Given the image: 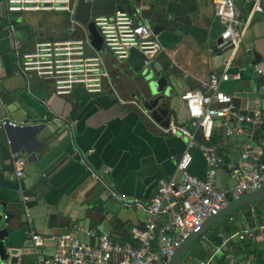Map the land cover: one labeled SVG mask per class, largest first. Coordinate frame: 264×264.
<instances>
[{"label": "crops", "instance_id": "0c3cea01", "mask_svg": "<svg viewBox=\"0 0 264 264\" xmlns=\"http://www.w3.org/2000/svg\"><path fill=\"white\" fill-rule=\"evenodd\" d=\"M255 1L234 0L243 39L229 71H238L239 78L219 84L222 91L239 98L237 110L251 111L256 105L264 109V92L258 90L264 83V0H258L260 10L253 9ZM119 2L135 21L148 22L158 35L163 49L153 61L169 90L161 103L168 108L167 115L187 123L182 94L202 90V81L219 73L230 55L229 50L217 47L224 24L214 14L212 0ZM2 11L0 0V118L13 120L17 126L0 127V200L10 206V226L26 247V261L19 264L36 262L31 229L43 236L72 232L91 243L95 238L86 230L129 241L130 229L145 225V206L159 179L179 178L176 160L186 148V139L164 131L168 122L155 120L141 107L140 91H149L147 83L131 80V65L101 47L98 50L110 77L97 95L81 89L56 95L48 78L15 74L14 39L32 47L47 38H89L88 32L82 25L77 32L69 31V14L66 20L59 12L13 14L10 29ZM255 64L263 68L261 74L254 70ZM216 123L215 142L200 133L197 137L206 145L213 144L224 159L216 185L227 190L233 184L228 170L240 163L248 135L228 137ZM14 151L23 159L21 178L15 175ZM190 152L189 171L204 177L203 150L193 146ZM22 194L29 196L28 216ZM246 229L248 234L243 233ZM202 234L206 239L198 238L197 251L188 257L208 258L214 253L213 264H264V198L223 216ZM223 237L229 238L220 248ZM53 247L54 241L45 239L40 254L48 257Z\"/></svg>", "mask_w": 264, "mask_h": 264}, {"label": "built area", "instance_id": "2783aa9c", "mask_svg": "<svg viewBox=\"0 0 264 264\" xmlns=\"http://www.w3.org/2000/svg\"><path fill=\"white\" fill-rule=\"evenodd\" d=\"M3 17L9 19L12 29L13 14L27 12H67L71 25L68 30L77 32L82 27L73 19L74 0H2ZM214 14L223 22L217 47L229 50L219 73H212L202 81V90L187 91L182 94L189 121L180 123L173 114H168V125L164 131L186 139V148L176 160L179 178H160L155 193L145 206L148 218L143 227L130 229L129 241H118L107 233L86 230L95 238L91 243L83 241L72 232L43 236L35 230L29 231L31 250L36 255L35 264H168L184 238L197 231L203 221L216 214L233 199L246 192L264 188V109L259 105L251 108L252 115L238 113L232 103L233 95L219 88L221 81L239 78L238 71H229L230 64L241 48L243 29L240 27V11L234 0H212ZM260 10L258 0L253 5ZM102 37L101 50H106L114 58L124 60L131 48H136L148 63L163 49L150 24L135 21L128 10H115L112 14H98L90 18ZM16 60L14 73L25 77L38 76L50 80L53 93L67 96L76 89L89 95L100 94L104 90L109 70L104 66L101 52L91 45L86 35L65 38H47L27 47L18 39L13 41ZM261 74L263 68L254 65ZM258 90L264 92V83ZM223 127L226 136L247 134L240 154V163L230 167L229 177L233 184L229 189H219L216 185L218 169L224 166V159L213 144L206 145L198 140V133L207 140L216 126ZM16 127L15 121L0 118V127ZM258 137L257 140H254ZM1 139V138H0ZM10 143V140H8ZM203 150L206 170L204 177L189 171L192 162L190 148ZM15 175H24L23 159L13 152ZM116 196V195H114ZM24 213L28 216L29 196L22 194ZM248 230L243 231L248 234ZM250 231V230H249ZM243 234H240V237ZM54 241L48 257L40 254L45 239ZM200 240L206 239L204 234ZM229 237H223L221 247L226 246ZM214 253L208 258L183 256L177 264H213Z\"/></svg>", "mask_w": 264, "mask_h": 264}, {"label": "water", "instance_id": "95a60500", "mask_svg": "<svg viewBox=\"0 0 264 264\" xmlns=\"http://www.w3.org/2000/svg\"><path fill=\"white\" fill-rule=\"evenodd\" d=\"M115 10H125L119 0H74L73 19L86 28L90 43L96 50L101 47L102 37L90 18L98 14H112ZM144 59L145 56L141 51L136 48L130 49L129 55L125 59L131 65L128 76L133 74L131 80L138 83L143 80L147 83L149 91L146 93L140 91L141 107L155 120H162L163 123H167L168 108L161 103L169 91L166 86L167 80L160 73L161 68L156 69L153 60L145 63ZM248 95L252 96L250 93ZM232 103L236 112L252 115V111L237 110L235 108L239 104L238 97L233 96ZM262 198H264V188L246 192L237 199L230 200L224 208L206 218L197 231L189 233L184 238L168 264H177L180 258L183 257L185 250L223 216L247 203ZM10 209L6 202L0 200V264H19L26 261V247L23 242L16 239L15 229L9 223V217L12 216Z\"/></svg>", "mask_w": 264, "mask_h": 264}, {"label": "rangeland", "instance_id": "374dc122", "mask_svg": "<svg viewBox=\"0 0 264 264\" xmlns=\"http://www.w3.org/2000/svg\"><path fill=\"white\" fill-rule=\"evenodd\" d=\"M61 14L65 15V19L67 20L68 13L67 12H59ZM100 51V50H99ZM199 247L198 241L193 242L184 252L183 256H188L190 254H193L197 251Z\"/></svg>", "mask_w": 264, "mask_h": 264}, {"label": "trees", "instance_id": "16d2710c", "mask_svg": "<svg viewBox=\"0 0 264 264\" xmlns=\"http://www.w3.org/2000/svg\"><path fill=\"white\" fill-rule=\"evenodd\" d=\"M216 135L214 134V131H213V133H212V135H211V138L209 139V141L211 142V143H213V142H215L216 141V137H215ZM216 234H213V236H215ZM127 234H126V238H127Z\"/></svg>", "mask_w": 264, "mask_h": 264}]
</instances>
